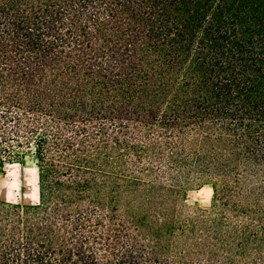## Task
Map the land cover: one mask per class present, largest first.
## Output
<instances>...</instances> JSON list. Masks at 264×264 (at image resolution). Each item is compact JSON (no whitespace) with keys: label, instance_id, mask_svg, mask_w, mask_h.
Instances as JSON below:
<instances>
[{"label":"trees","instance_id":"16d2710c","mask_svg":"<svg viewBox=\"0 0 264 264\" xmlns=\"http://www.w3.org/2000/svg\"><path fill=\"white\" fill-rule=\"evenodd\" d=\"M26 160L0 264H264V0H0V166Z\"/></svg>","mask_w":264,"mask_h":264},{"label":"rangeland","instance_id":"374dc122","mask_svg":"<svg viewBox=\"0 0 264 264\" xmlns=\"http://www.w3.org/2000/svg\"><path fill=\"white\" fill-rule=\"evenodd\" d=\"M213 189L205 185L189 191L186 201L189 205L209 208L212 204ZM0 199L20 203L38 200L37 169L30 160L7 163L0 166Z\"/></svg>","mask_w":264,"mask_h":264}]
</instances>
